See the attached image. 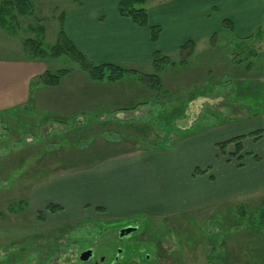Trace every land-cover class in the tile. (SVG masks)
Returning a JSON list of instances; mask_svg holds the SVG:
<instances>
[{"label": "rangeland", "instance_id": "rangeland-1", "mask_svg": "<svg viewBox=\"0 0 264 264\" xmlns=\"http://www.w3.org/2000/svg\"><path fill=\"white\" fill-rule=\"evenodd\" d=\"M73 4L32 0L34 12L17 17L14 33L0 27V264H79L86 244L106 241L96 251L107 254L112 232L127 226L136 231L120 244L118 264H264V192L233 197L244 176L226 174L215 146L261 122L241 117L264 111V25L246 38L226 28L216 32L186 63L185 53L164 54L176 63L162 66V85L152 90L131 73L95 82L64 55H25L22 42L35 39L29 26H44L42 46H50L62 12ZM123 66L154 72L152 60ZM63 67L72 71L58 85L30 89L37 74ZM194 69L197 85L212 96L190 101L187 116L165 137L150 120L156 108L181 107L199 90L190 83ZM87 102L105 112L81 106ZM51 117L76 123L69 130ZM201 123L208 126L197 134L177 133ZM162 139L170 150L155 147ZM246 140L244 149H255ZM194 167H207L215 180L207 185L203 175H192ZM149 182L154 189L146 188ZM19 200L28 202L25 208ZM49 202L61 209L49 212Z\"/></svg>", "mask_w": 264, "mask_h": 264}, {"label": "crops", "instance_id": "crops-1", "mask_svg": "<svg viewBox=\"0 0 264 264\" xmlns=\"http://www.w3.org/2000/svg\"><path fill=\"white\" fill-rule=\"evenodd\" d=\"M117 2L118 0H81L79 5L75 3V5H69L62 12L67 34L82 53L92 61H112L122 65H135L142 60L144 62L152 60L155 50L170 56L167 53L179 51L180 45L187 40L194 42V51L191 54L193 55L195 51H198L197 49L200 50L202 46H207L209 39L216 32L226 31L222 23L224 19L231 21L232 31L230 32H234L240 38L253 35L264 25V0H148L145 7L149 22L157 24L161 28L159 39L154 43L150 40L146 27L137 26L129 18L119 15ZM233 56L234 54H230L228 57L232 60ZM228 71H232L231 68ZM196 72L194 69L193 78L195 80L192 81L193 83L190 82L194 91L201 88L197 85L201 79L196 78ZM59 90V88H53L54 93ZM65 98L67 101L69 100L68 96ZM90 104L87 102L81 106L93 108L89 110L92 112H105L104 109L97 108L96 105L90 106ZM77 109L78 107L75 109L76 112ZM241 118V120L244 119L243 121L259 118L261 122H257L258 127L254 129V131H260L259 137L247 135L254 131L238 134H246L245 137H248H244L241 141L243 150L240 161H236L235 158L228 160L225 158L226 156H223L222 161L220 160L227 164V175L244 176L243 188L231 193L235 194L233 196L235 198L242 193L246 195L264 192V111L257 115L250 114ZM246 139L255 145V149H244ZM229 147L232 149L231 145ZM168 149L170 150L171 147ZM245 152H249L251 155L244 154ZM150 157L145 156L144 158ZM144 164L148 165L147 161ZM162 165L164 168L165 163ZM151 166L154 170V165ZM210 175L213 179L210 178ZM203 180L209 185L215 180V176L208 170L203 174ZM155 185V182H149V186L146 188L154 189ZM119 194L122 195V192L119 191ZM226 197L232 196L223 195V198ZM223 198L213 199L210 197L208 202Z\"/></svg>", "mask_w": 264, "mask_h": 264}, {"label": "trees", "instance_id": "trees-1", "mask_svg": "<svg viewBox=\"0 0 264 264\" xmlns=\"http://www.w3.org/2000/svg\"><path fill=\"white\" fill-rule=\"evenodd\" d=\"M72 1L76 5H79L81 3V0H72ZM147 1L148 0H118L117 11L120 16L129 18L135 25L140 27H146L149 32L150 40L155 43L159 39L161 28L159 25L151 24L149 22L148 12L145 7ZM32 12H34L32 0H1L0 27L7 32L9 31V33H12L13 31H15V27H17V21H16L17 17L30 16ZM222 23L224 28L228 29L229 31L232 30V25L230 20L224 19ZM29 27L32 28L34 31L35 39L29 38V39H25L22 42V47L25 55H27L30 58L45 57V56L57 57L60 55H64L67 58L73 60L76 63L77 67L86 74L89 80L95 82H102V81L115 82L120 80L123 77V75L131 73L133 75H136L139 80L144 81L145 84H147V86H150V88H152V90H156V88L159 89V86L162 85L161 84L162 79L159 74L160 71H162L163 69L162 66L165 64L171 66L176 63L170 61L166 56H164L163 53H160L159 51L155 50L152 56L154 72L143 75V74H139L135 69L127 68L122 64L116 62H112V61L92 62L91 60H89L82 53L79 47L73 42L70 36L67 34L65 30V23L63 16L59 20V26H58L55 42L50 46H42L43 33L45 31L44 26H42L37 22L34 24V26L31 25ZM193 47H194V42L192 40H187L180 45L179 53L181 54L185 53L180 59L182 63L187 62V57H189L192 54ZM71 71H72L71 68H65V67L58 68L54 71L44 70L43 72L37 74L31 79L29 83L30 84L29 87L31 90H34L38 86H49V87L56 86L59 84L61 79ZM217 85L219 84H213L212 88ZM205 86L204 89L197 90L195 93L190 94L185 100H183L181 107H179L178 104H173L175 107L169 104L168 105L164 104L162 105V107L156 108V111L153 114L150 122L152 123L154 121L155 124H157L160 128H162L166 134L165 137L169 136L174 130L175 120L187 116V114H185V109L188 107L190 101H192L197 97L208 98L212 96L207 94L208 90L206 89ZM259 87H261L260 88L261 91H262V87L264 88V86L262 85H259ZM32 99L33 98L31 97V100L29 102H26L25 105L24 104L22 105V108L24 110H28L29 108H31V106L33 105ZM122 109L132 110L134 109V105L127 107L125 106L122 107ZM252 115H256V114H252ZM51 118L52 119H50V121H56L58 125L66 126L69 130L73 129L74 124L76 123L75 119H72V122H67L64 119L53 118V117ZM93 120H91L90 122H92ZM90 122L88 125H90ZM207 126L208 125H206L205 123H201V125L198 126L196 124L195 127H190V128L188 127L186 130L183 128L184 130H179L177 131V133L180 134L179 135L180 137L181 136L184 137L186 135H193L201 132ZM166 131L168 133H166ZM245 135H237L228 139L218 141L215 143L216 149L218 150L220 155L226 156L228 160L230 158H235L236 161H240L243 150L241 141L245 137ZM247 135H252L257 138L260 135V131L255 130L254 132H250ZM163 140L164 139H162L160 142H156L155 147L158 149H168L172 147V145L167 144L166 140L164 141ZM230 145L232 146V149L228 151V146ZM244 154L251 155L249 152H245ZM254 158L257 159V157L255 156ZM238 165H241V163H238ZM207 171H208L207 167L205 168L194 167L192 170V175L193 176L203 175ZM210 178H212L211 175ZM27 203L28 202L25 200H19L15 204H17L19 207L25 208ZM11 208L12 206H10L8 209ZM45 208L49 212L55 213L56 211L61 209V206L56 203L49 202ZM262 209L264 212V205ZM242 211L243 210H241V213Z\"/></svg>", "mask_w": 264, "mask_h": 264}, {"label": "flooded vegetation", "instance_id": "flooded-vegetation-1", "mask_svg": "<svg viewBox=\"0 0 264 264\" xmlns=\"http://www.w3.org/2000/svg\"><path fill=\"white\" fill-rule=\"evenodd\" d=\"M120 229H116L112 232L111 238H113V245L109 248L111 249L107 254L101 253L100 255L97 254L96 248L105 243L106 241L100 243H94V241H91L88 245L86 244L85 247H83L79 253H78V262L80 264H118L117 259L120 256L121 252V246L123 240H125L133 231H136V228L129 233L124 232L123 234H120ZM115 238V239H114ZM90 249V255L85 260L79 259V254L84 251ZM97 258V259H96Z\"/></svg>", "mask_w": 264, "mask_h": 264}, {"label": "water", "instance_id": "water-1", "mask_svg": "<svg viewBox=\"0 0 264 264\" xmlns=\"http://www.w3.org/2000/svg\"><path fill=\"white\" fill-rule=\"evenodd\" d=\"M134 229H135V227H133V226H127V227L121 228L120 234H123L124 232L129 233L130 231H132ZM89 255H90V249L84 250L79 254V259L85 260L88 258Z\"/></svg>", "mask_w": 264, "mask_h": 264}]
</instances>
